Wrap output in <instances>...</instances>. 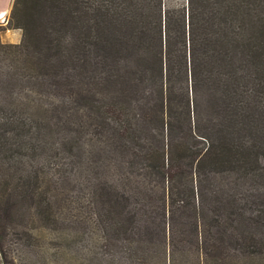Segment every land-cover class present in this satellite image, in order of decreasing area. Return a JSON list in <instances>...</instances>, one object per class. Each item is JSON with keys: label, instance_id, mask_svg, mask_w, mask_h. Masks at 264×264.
Listing matches in <instances>:
<instances>
[{"label": "trees", "instance_id": "1", "mask_svg": "<svg viewBox=\"0 0 264 264\" xmlns=\"http://www.w3.org/2000/svg\"><path fill=\"white\" fill-rule=\"evenodd\" d=\"M82 240L83 264H264V0L13 1L0 264Z\"/></svg>", "mask_w": 264, "mask_h": 264}, {"label": "rangeland", "instance_id": "2", "mask_svg": "<svg viewBox=\"0 0 264 264\" xmlns=\"http://www.w3.org/2000/svg\"><path fill=\"white\" fill-rule=\"evenodd\" d=\"M0 1L4 2L5 6H9L10 7V9L8 8V11L6 12L5 16L3 18H0V25H7L8 24V19L10 17L11 10H12L11 6H13V1L14 0H0ZM2 40L5 43L18 44L22 40V31L21 30H17V29L6 30L2 34ZM75 210H76L75 208L74 209L71 208L69 201H66L64 203L63 208L60 210L61 213H62V221H61L62 225L60 224L61 227H64V221L65 220L67 221L68 226H69L70 220L72 219V215L75 214V212H76ZM88 220H89V218H87L85 215H82V221L81 222L74 221L71 224L70 228H72L74 226V224L77 223L78 225H80L78 227V232L83 233L84 232L83 228L86 229ZM67 229L69 230V227H67ZM99 237H100V234L97 232V233H94V237H93V241L92 242L88 243V242L82 240V243L79 245L80 252L74 253V254H72V252H71L73 260L78 261V264L85 263V261L87 259V255H89L88 254L89 252L86 251V249H85V245L87 243L92 245V246H94V243H98L99 244V242H100L99 241ZM71 254H70V257H71Z\"/></svg>", "mask_w": 264, "mask_h": 264}, {"label": "crops", "instance_id": "3", "mask_svg": "<svg viewBox=\"0 0 264 264\" xmlns=\"http://www.w3.org/2000/svg\"><path fill=\"white\" fill-rule=\"evenodd\" d=\"M8 8L10 9L9 6H5L4 2L0 1V18H3L5 16L6 12L8 11Z\"/></svg>", "mask_w": 264, "mask_h": 264}]
</instances>
